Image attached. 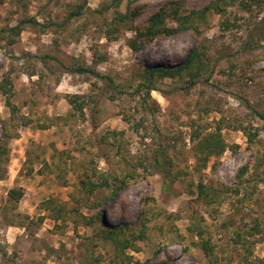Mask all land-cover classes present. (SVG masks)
Wrapping results in <instances>:
<instances>
[{
	"label": "rangeland",
	"instance_id": "1",
	"mask_svg": "<svg viewBox=\"0 0 264 264\" xmlns=\"http://www.w3.org/2000/svg\"><path fill=\"white\" fill-rule=\"evenodd\" d=\"M168 1L0 0V264H209L199 233L210 264H264V0L250 13L242 0L211 9L189 29L172 19L175 32L133 50ZM181 1L189 13L214 0ZM31 17L44 26L13 30ZM198 45L207 65L195 85L157 78L148 103L135 94L146 66L178 65ZM215 133L226 149L203 165L197 146ZM91 171L126 185L59 216Z\"/></svg>",
	"mask_w": 264,
	"mask_h": 264
},
{
	"label": "trees",
	"instance_id": "2",
	"mask_svg": "<svg viewBox=\"0 0 264 264\" xmlns=\"http://www.w3.org/2000/svg\"><path fill=\"white\" fill-rule=\"evenodd\" d=\"M87 0H85L86 2ZM122 0H111L110 3L106 5V8H109L111 5L117 7ZM132 1V0H131ZM261 0H242L240 4V8H242L243 11H246L248 13L253 11V8L255 6H258ZM232 4H235V0H214L209 5L205 6L203 9H193L189 13H185L184 11V3L181 0H169L166 2L158 11L153 13L149 19L147 24L141 29L140 27H137V33L136 36L133 37L130 40V47L133 50H139L142 45L147 41L151 40L154 37H157L161 34H171L176 31L175 28L169 27L167 22L171 21L172 19H175L178 23V28H184L189 29L194 24H197L196 22L199 19H203L204 15L211 9L215 10L218 13L224 14L227 12L228 6H231ZM84 6V4L79 6V9L76 11H73L70 16H75L80 14L81 8ZM72 18V17H69ZM119 21L127 23V14L119 13ZM264 23V19L262 20ZM25 24H32V25H42L36 18H27L21 21L19 24H17L15 27H13V30L16 32H21L22 26ZM44 26V25H42ZM195 28H198L197 26ZM255 31L252 30L250 33L248 44L252 43L255 38ZM250 44L248 46H250ZM204 47L197 46L195 47L187 56L184 62L178 64V65H172V66H146L142 72V78L143 82L138 84L135 94L140 95L142 92L145 94V103H148V99L151 98V92L153 90H156L155 82L158 79L166 78V77H188L190 80V86L195 85L197 78L201 75L200 70L205 68L206 59L204 57V53L202 52V49ZM250 48V47H248ZM72 71L78 72V73H89L92 74L100 79L107 78L109 80V84L111 86H116L115 82L112 78H108L104 76L102 73L97 71L96 69L79 66L76 69H71ZM189 87H186L189 89ZM1 88H5L4 90L8 92L10 89L6 87L5 85H1ZM9 100V99H8ZM8 105H11L10 100L8 101ZM15 109V108H14ZM154 110V108H152ZM257 111V110H256ZM259 113V111H257ZM262 116V115H261ZM128 120V119H127ZM31 122V119H25L24 123L28 124ZM139 130V128H136ZM250 140H253L252 138ZM199 148V151L201 153V157L199 158V161L202 162L203 165H206V162L209 158V155L216 154L220 155L222 152L225 151L226 145L224 140L221 138L220 134L215 133L211 134L208 137H205L199 145L197 146ZM156 168L159 172H162L165 174L168 178L171 177V172L169 169V166H171L172 161L166 160L163 161L162 157L160 155V152L154 159ZM92 172V171H91ZM87 173L86 175H83L78 181V189L76 192L71 194L70 203L71 206L68 205L69 203H60L58 206L60 209L59 216H62L63 213H72V212H80L79 205L85 203L88 204L91 208H96L99 205H101V202L103 200H99L91 202L89 201L94 195L97 193V191H100L101 189H108L109 195L104 196V201H109L111 199H114L119 190L122 189L127 181L121 180V183L117 184L116 179L112 180L110 173ZM172 180V179H170ZM24 191L22 189H11L9 195L11 198L17 200L22 196ZM65 205V206H64ZM67 205V206H66ZM98 218L102 220V215H99ZM97 219V220H99ZM89 222V221H87ZM92 222V221H90ZM109 234H111V238H116L120 234H125L128 237V233L125 232V229H119V230H108ZM199 236H201L200 245L207 256L209 260V264L213 262V247L210 244V241L205 240L202 237V233H199ZM162 252H165V250H162Z\"/></svg>",
	"mask_w": 264,
	"mask_h": 264
},
{
	"label": "bare ground",
	"instance_id": "3",
	"mask_svg": "<svg viewBox=\"0 0 264 264\" xmlns=\"http://www.w3.org/2000/svg\"><path fill=\"white\" fill-rule=\"evenodd\" d=\"M165 256H166V255H163V256L161 257V259H162V258L164 259V258H165Z\"/></svg>",
	"mask_w": 264,
	"mask_h": 264
}]
</instances>
